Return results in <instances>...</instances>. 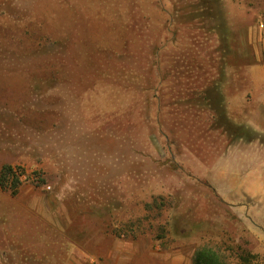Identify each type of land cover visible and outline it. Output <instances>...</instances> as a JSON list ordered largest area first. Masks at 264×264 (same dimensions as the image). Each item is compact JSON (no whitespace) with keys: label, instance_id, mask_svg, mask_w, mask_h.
<instances>
[{"label":"rangeland","instance_id":"374dc122","mask_svg":"<svg viewBox=\"0 0 264 264\" xmlns=\"http://www.w3.org/2000/svg\"><path fill=\"white\" fill-rule=\"evenodd\" d=\"M263 12L0 0V264H264Z\"/></svg>","mask_w":264,"mask_h":264},{"label":"trees","instance_id":"16d2710c","mask_svg":"<svg viewBox=\"0 0 264 264\" xmlns=\"http://www.w3.org/2000/svg\"><path fill=\"white\" fill-rule=\"evenodd\" d=\"M263 23H264V12H263ZM13 179V193L17 192L18 186L21 183V178L17 176L15 167L6 164L2 167L0 173V183L5 186L8 180ZM194 264H226L221 258V255L208 246H204L198 249L194 255Z\"/></svg>","mask_w":264,"mask_h":264},{"label":"crops","instance_id":"0c3cea01","mask_svg":"<svg viewBox=\"0 0 264 264\" xmlns=\"http://www.w3.org/2000/svg\"><path fill=\"white\" fill-rule=\"evenodd\" d=\"M256 101L260 102V103H257V108H263L264 109V99L259 98V99H256ZM246 121H247L246 123L248 125L249 124L256 125V127L258 128L259 122L258 121H254L253 118L251 119V121L249 119H247Z\"/></svg>","mask_w":264,"mask_h":264}]
</instances>
